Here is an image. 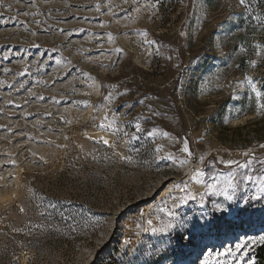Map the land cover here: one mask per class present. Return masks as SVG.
<instances>
[{"label":"rangeland","instance_id":"rangeland-1","mask_svg":"<svg viewBox=\"0 0 264 264\" xmlns=\"http://www.w3.org/2000/svg\"><path fill=\"white\" fill-rule=\"evenodd\" d=\"M248 2L0 0V264L254 261L264 199L239 179L232 201L205 192L176 209L187 227L145 230L183 195L173 183L204 191L196 166L207 181L229 171L218 160L252 159L237 177L264 175V113L243 82L264 92V0Z\"/></svg>","mask_w":264,"mask_h":264},{"label":"snow or ice","instance_id":"snow-or-ice-1","mask_svg":"<svg viewBox=\"0 0 264 264\" xmlns=\"http://www.w3.org/2000/svg\"><path fill=\"white\" fill-rule=\"evenodd\" d=\"M238 3L244 7L248 12H251L252 9L249 6L248 0H238ZM151 8H155V4L150 5ZM137 12H139V9H137ZM252 19L256 20L258 24L260 25L261 29H264V18H262L259 15L253 16ZM140 35L147 37L146 32H141ZM183 35V33H181ZM109 42L113 41V37L111 34L108 35ZM147 43H152V41H146ZM253 47L255 48V54L256 56H261L264 54V45L261 44H254ZM117 52L121 51V49H116ZM241 51H244V49H241ZM251 67L255 68L257 66V61L256 60H251L250 61ZM243 82L247 84L248 88L252 93L255 94V101H256V109L258 114L259 113H264V92L258 90L256 83L253 81V77L245 75L243 78ZM243 86V85H241ZM115 87V86H113ZM121 95L126 94L125 93H120ZM112 93H109V95L105 96L104 99L105 101L111 100ZM85 106H88L87 101L82 102ZM141 104L144 103L143 100L140 101ZM143 117H141L142 119ZM108 119L107 116L104 117V120L106 121ZM114 123V121H113ZM113 123H108L107 125L102 121L100 123L101 128H112ZM135 127V132L139 133L142 132L143 129L141 127V124L139 120L134 125ZM157 129H152L147 133L149 137L154 136L157 134ZM124 135H128V133H124ZM168 133L164 132L163 136L168 137ZM133 139H136V136L133 134L132 136ZM100 139L103 141L104 144H109V141L107 139H104L103 137H100ZM261 148H264V144L260 145ZM162 150V146H157L156 151L159 152ZM180 151L188 158H191L192 153L189 149V143L187 139L183 141V146L180 149ZM245 157H249L250 153L245 152L243 153ZM169 160H175V157L171 154L167 155L166 157ZM254 158V157H253ZM121 159H125V157H121ZM127 159H130L127 158ZM204 156L199 157V164H203L204 162ZM189 162V159H180L178 161L180 166H183ZM253 160L252 159H247L246 162H240L238 160L234 159H227V160H218V163H221L225 166V168L229 169V171L224 174V173H219V174H214L208 178L206 181L204 179L205 173L204 171L199 167L196 166L190 173L186 174L189 176V179L195 184V185H202L204 191H201L200 188H196L193 190V188L190 186L188 182L182 181L180 183H173L172 188L177 189L180 193L183 195H180L178 197H172V206L169 207L167 203H165V206L160 207L158 209L159 212L163 213L165 217H167L166 220L162 222L160 226H153V220L152 219H147L146 224L148 225V229L145 230H151L153 233H162V232H167L171 229L174 228V226L179 225L180 227H187V224L185 223L184 219L180 218L176 209L180 208L181 205L187 203L188 201H197V197L199 196L198 203L203 207L204 205V194L205 192L208 194H215L218 196H222L226 201H232L234 196L233 194L237 191L238 188V179L239 181H242L244 183H251L254 188L255 192L254 194L250 197V199L258 200V199H264V175H258L255 179L251 175L244 174L241 177H237V170L238 169H249L250 166L252 165ZM183 185V186H182ZM172 188L169 189V192L172 191ZM246 200L249 198H245ZM213 208L216 212H224L227 211L225 207H223L220 203H214ZM23 211V209H21ZM143 215V214H142ZM203 215V213H202ZM159 219V217H157ZM139 227V225H138ZM260 243H264V236H260L258 238ZM257 240H252L251 243L255 244ZM127 243V242H126ZM247 245H245L243 242L240 244L236 245V249L230 250L229 255L235 256L236 252H239L242 248H246ZM218 255H224L223 253H220ZM244 257L241 255L239 259L236 261V264H239L240 260H243ZM201 264H212V262L206 258L201 262ZM215 264H228L227 261H222V260H217L215 261ZM246 264H254V261L252 259H248Z\"/></svg>","mask_w":264,"mask_h":264},{"label":"trees","instance_id":"trees-1","mask_svg":"<svg viewBox=\"0 0 264 264\" xmlns=\"http://www.w3.org/2000/svg\"><path fill=\"white\" fill-rule=\"evenodd\" d=\"M254 264H264V243L259 241L253 248Z\"/></svg>","mask_w":264,"mask_h":264},{"label":"bare ground","instance_id":"bare-ground-1","mask_svg":"<svg viewBox=\"0 0 264 264\" xmlns=\"http://www.w3.org/2000/svg\"><path fill=\"white\" fill-rule=\"evenodd\" d=\"M257 233H261V232H257ZM260 236H263V233L257 235V237H260Z\"/></svg>","mask_w":264,"mask_h":264}]
</instances>
